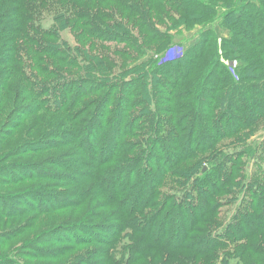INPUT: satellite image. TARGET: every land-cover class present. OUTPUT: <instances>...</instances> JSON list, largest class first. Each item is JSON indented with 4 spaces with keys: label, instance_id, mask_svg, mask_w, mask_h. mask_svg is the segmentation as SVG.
Listing matches in <instances>:
<instances>
[{
    "label": "trees",
    "instance_id": "1",
    "mask_svg": "<svg viewBox=\"0 0 264 264\" xmlns=\"http://www.w3.org/2000/svg\"><path fill=\"white\" fill-rule=\"evenodd\" d=\"M110 1L118 2L128 10L132 18L141 21L142 29L148 39H157L158 41L170 39L165 34L155 32L149 24L147 14L132 7V2L129 1L41 0L40 4L35 7L26 0H11L10 5L5 6L0 12V36L4 38V44L1 46L3 49H0V67L9 69L12 66L11 68L15 73L26 83L31 97H34L44 111L63 113L68 118L69 124L72 123V130L70 131L75 132V135H79L80 142L77 145L81 149V153L84 152L87 158L92 159V155H87L88 152H92L96 158V153L99 150L101 151L99 154L100 159L95 161L96 165L89 162L94 164V167L98 165L97 163L103 162L114 151L116 153L122 151L123 154L128 155L122 161V167H120L121 164L117 167L118 170L122 169V172L111 175L117 181L115 186L107 188L105 184L108 183L104 181L107 171L101 170V168L93 176L90 175V179L93 178L91 182L87 172L85 174L79 173L78 178L72 179L68 183L79 184L82 188L85 185L94 183L91 184V186L94 185L92 189L86 188L81 194L69 192L66 196L39 191L33 196V198H39L40 205L38 206L43 207L42 211L48 213L67 209L74 203L83 202L81 200L88 196L101 197L105 205L116 206L117 212L111 221L119 224L112 227V240L109 239L107 244L102 247L100 255L95 252L93 256L98 260L104 256L114 260L115 255L118 253L115 249L116 239L121 238V233L125 227L132 229L131 235L135 239H130L134 244L137 241L139 243L148 242L151 243L149 248H155L158 247L157 244H160L158 238L164 226L168 227L167 233L170 235L173 231L190 229L198 222V219H202L199 223L203 222L202 224L209 225L206 219L207 216L204 218L206 212L203 194L198 195L196 198L200 205L195 208V211L184 212L180 208L176 210L174 213H180V216L179 218L177 216L173 217L171 226L167 225L169 222L148 225L149 222L146 218L134 222L128 219L123 223L121 218L122 215L131 218V215L135 214L134 210L141 199L145 204L148 189L151 192L153 190L152 185L157 181L163 183L166 179L172 177L183 178L184 175L191 173L192 169L199 167L200 163H207V172L198 178V183L201 185L198 188L199 193L204 192L203 189L205 188L210 189L216 185H220L225 189L227 187L229 189H242L246 186L250 196V202L247 203L243 214H238L235 217L234 223L228 227V231L223 232L222 238L225 236L230 244H238L247 238L259 237V232L264 231V168L257 164L253 173L254 176L248 178L246 172L243 171L246 164L242 160L257 157L259 161L264 162V157H262L264 155V142L260 145L256 143L245 144L247 139L255 133L254 128L264 122V0H256L257 5L246 2V0H238L237 5L232 4L223 11L220 8L215 9L201 0H167L164 3L169 8L175 9L178 13H191L192 16H195L193 17L194 21L191 20L192 22H197V20L200 22V19H210L211 22L214 17L215 21L219 19L218 25L220 27L218 28L227 30L228 38L224 39L222 37L219 39L217 32L213 30L203 31L197 44H194L187 52L174 59L171 64L157 67L156 62L153 61L148 64L144 63V66H150L149 70L144 68L141 75L132 74L130 81L112 78L111 74H107L109 69L106 70L105 65L98 60L96 61L99 64V69L91 70L85 66L84 71H88L86 74L92 80L91 83L104 89V95L95 104L91 116L84 122H78L75 113H73L75 105L69 104L71 102L66 98V101H64V98L63 101H60L62 103L52 101L47 105L38 97V92L35 87L33 88L30 77L25 75L19 67V55L23 54L22 49L27 47L32 55L37 56L41 53H48L51 54V58L57 60L58 53L56 49L51 50V47L55 44L42 42L36 44L33 35H42L45 38L53 39L57 32L69 30V28L73 29L71 25L74 23H77L76 27L79 25V30L91 40H94L92 31L97 32L108 28V31H106V33H109L106 35L107 39L120 42L127 48L138 49L137 41L123 29V24H117V26L103 25L100 22L101 20L96 17L97 11L86 8L94 4H106ZM155 1L159 2L160 0ZM172 1H176L181 6L175 8L176 3ZM162 3L160 2L161 6ZM161 6H159V9L156 8V12L164 13V6ZM48 8L53 12V24L46 32L40 30L41 27L37 23L40 22L39 18L41 16L39 10ZM94 12L97 14H94ZM169 17L171 18V14ZM117 32L127 34L128 37L127 35L118 36ZM4 36L8 37L5 38ZM85 36H79L80 40ZM103 40L101 39L102 43L106 42V40ZM208 42L212 45L211 56H207L202 61L201 54L204 53V47ZM170 44L171 40L167 42L166 48ZM197 49L200 52H196ZM114 51V53L122 54L124 49ZM222 58L228 63L237 62L236 65L239 64L234 70L236 77L229 73ZM91 59L94 60V57ZM249 60L250 62H248ZM144 66L142 65L139 68ZM123 73L124 71L121 72V75ZM158 76L160 79H155ZM169 76L172 79L171 89L175 90L177 87H182L179 90V95L176 94L175 98L187 100L184 105L171 103L170 106H167L168 99L160 89H163L161 84L168 86L170 80H167V77L170 78ZM101 78L103 81L101 80L99 84L96 83ZM149 85L150 89H148ZM77 88L79 89L80 85ZM93 89H96V87ZM12 100L17 101L16 98ZM49 137L52 138L51 134H49ZM128 137L134 139V141L126 140ZM44 140L45 138L42 137L34 142L28 141L26 146L30 148V151L26 154L30 156L39 155L38 149L40 148L31 145L41 143ZM226 140L236 146L234 153L229 155L218 152L221 148L219 144ZM130 148L132 149V155L128 151ZM18 152L21 151L16 149L14 153ZM258 152L259 155H257ZM214 153H217L218 157L213 155ZM21 154H13L12 156H20ZM138 156L142 158L138 161V164H143L142 166L146 168L141 169L147 172L149 168L153 172L152 177L148 178L149 186L147 188L141 180V177L144 176L142 172L141 175L140 173L134 175L130 173L133 168V157ZM190 158L195 160L191 168L177 169L179 162ZM74 161L80 164L76 159L72 160L71 164ZM82 164L86 167V162H82ZM46 165V163L17 164L16 166L19 167L17 174L23 179L27 178L29 175L24 169H29L32 172H29V174L34 177L35 175L38 178L45 176L42 175L44 170H47L46 175L55 176V173L44 167ZM24 166L27 168H24ZM3 174L6 175V172L0 171V177ZM51 179L54 180L50 181L59 182L56 178ZM248 179V184H244ZM88 182L90 183L87 184ZM253 189L260 190L258 195L251 192ZM23 193L18 194L15 199L22 198ZM33 198L26 197L25 200ZM12 200L13 198L5 197L4 199L0 196V218H12L8 208V204H10V208L11 206L16 207L15 202ZM129 204H131L130 209ZM133 207L134 210H132ZM14 212L17 213L18 211ZM183 219H189V223H183ZM175 220L178 224L173 225L172 223ZM13 233L18 232L13 230L4 235L12 238ZM4 235L0 237V241L4 239ZM73 239L69 243H80L82 240L81 235L77 236L75 234ZM34 241L29 242L27 246L24 244L25 251L29 249V253L34 254L33 251H38L35 247L40 248L45 242L42 238H37ZM195 241H193V247H196V249L192 252L197 255H203L205 249H212L215 245L218 247L217 242L211 239L205 238L202 242L200 241L201 244L195 243ZM261 241L264 242V234L261 235ZM69 243H65V245L68 246ZM81 244L83 243L81 242L79 245ZM261 245L262 243L257 244L255 247L248 245L247 249L249 251L253 249V253L261 254ZM17 253L20 252L16 249L0 256V264H28L18 259ZM194 257L191 264H198V262L196 263L197 259ZM226 261L229 264L230 260L228 258H226Z\"/></svg>",
    "mask_w": 264,
    "mask_h": 264
},
{
    "label": "rangeland",
    "instance_id": "2",
    "mask_svg": "<svg viewBox=\"0 0 264 264\" xmlns=\"http://www.w3.org/2000/svg\"><path fill=\"white\" fill-rule=\"evenodd\" d=\"M10 1L0 0V12L5 6L10 5ZM26 1H29L35 7L41 2V0ZM122 1L132 2V7L147 14V19L150 22L148 23L155 32L165 34L170 39L165 40L166 42L148 39L142 29L141 21L132 18L128 10L118 2L110 1L106 4H94L86 8L96 10L98 14L95 13L96 11L94 14H97V19L101 20L100 22L103 25L117 26V24H123V29L137 41L138 49L127 48L120 42L107 39L106 35L109 33H106V31H108V28L97 32L92 31L94 40H91L79 30V25L76 27L77 23H74L71 25L73 29L69 28V30L57 32L53 39L45 38L42 35H33L36 44L40 42L55 44L51 47V50L56 49L58 53L57 60L51 58V54L48 53H41L37 56L32 55L27 47H24L22 49L23 54L19 55V67L25 75L30 77L33 88L35 87L38 92V97L47 105L52 101L62 103L60 101H63V98L64 101L67 99L71 102L67 103L75 105L73 113H75L78 122H84L91 116L95 104L104 95V89L91 83L92 80L86 74L88 71H84L85 66L91 70L99 69V64L96 61L98 60L105 65L106 70L109 69L107 74H111L112 78L130 81L132 74L141 75L144 68L149 70L150 66H144V63L148 64L153 61L156 62L157 67L171 64L174 59L187 52L194 44H197L203 31H216L219 39L222 37L227 39L229 36L227 30L218 28L220 27L218 25L219 19L215 21L214 17L212 18L214 21L211 22L210 19H200V22L198 20L192 22L191 20L195 16H192L191 13H178L175 9L169 8L164 3L167 0H160L159 2L155 0ZM201 1L215 9L220 8L221 11L227 9V7L229 8L232 4H238V0ZM160 2H163L164 13L156 12V8L159 9V6H161ZM172 2L176 3L175 8L181 6L176 1ZM246 2L257 5L256 0H246ZM39 13H41L40 22L37 24L40 25V30L48 32L53 24V12L48 8L40 9ZM170 14L171 18L169 17ZM117 33L118 36L127 35L121 32L120 34ZM79 36L85 37L80 40ZM4 37L7 38L8 36ZM100 38L106 40V42L102 43ZM170 40L171 44L166 48L167 42ZM22 43L24 44V42ZM3 44L4 38L0 36V49H3L1 48ZM211 46L210 42L206 43L204 53L201 54L202 61L207 56H211ZM123 49L122 54L114 53V50L122 51ZM196 52H200V50L197 49ZM92 57H94V60L91 59ZM224 61L223 63L227 66L229 73L236 77L234 70L239 64ZM142 65L144 67L139 68ZM11 67L9 69L0 67V171L6 172V175L3 174L0 177V196L4 199L5 197L13 198L12 201L15 202L16 207L11 206L10 208V204H8L12 218H0V237L13 230L18 233H13L12 238L4 235V239L0 241V256L17 249L20 252L17 253V258L28 264H191L194 256L198 264H227L226 258L230 260L229 264H264V242L261 241V235L264 234L263 230L259 232V237L247 238L238 244H230L225 236L222 238L223 232L229 230L228 227L234 223L235 217L238 214H243L247 203L250 202V196L246 186L242 189H229L228 187L225 189L220 185L207 189L203 186L205 188H202L204 192L199 193L198 188L201 185L198 183V178L207 172V163H200L199 167L192 169L193 171L184 175L183 178L172 177L166 179L163 183L157 181L152 185L153 190L151 192H149V189L146 190L148 197L145 204L141 199L136 209L133 207L132 210L135 209V214L131 215V218L124 215L121 218L123 223L128 219L134 222L146 218L149 222L148 225L169 222L167 225L171 226L173 217L177 216L179 218L180 216V213L174 212L179 208L184 212L195 211V208L200 205L196 198L198 195L203 194L206 212L204 218L207 216L206 219L209 225L206 226L202 224L203 222L199 223L202 219H198V222L190 229L173 231L172 236V233L168 235V227L164 226L158 238L160 244H157L158 247L155 248H149L151 243L148 242L139 243L137 241L134 244L130 239H135L131 235L132 229L125 227L121 233V238L116 239L115 249L119 255L117 253L114 260L106 258V256L100 258V260L93 257L95 252L100 255L102 247L107 244L109 239L112 240V227L119 224L111 221L117 212L116 206L105 205L101 197L88 196L81 200L83 202L74 203L67 209L45 213L42 211L44 208L38 206L40 205L39 198H33V196L39 191L61 196H66L69 192L81 194L86 188L92 189L94 185L91 186V184L94 183H90L91 179L93 180V178L90 179V175L93 176L99 168L107 171L104 180L105 183H108L105 184L107 188L115 186L117 181L111 175L122 172V169L118 170L117 167L128 155L123 154L122 151L119 153L114 151L103 162L97 163L98 165L94 167V164L96 165L95 161L100 159L99 154L101 151L99 150L96 153V158L92 152H88L87 155H92V159L87 158L84 152L81 153V149L77 145L80 142V137L75 135V132L70 131L72 130V123L69 124L68 118L63 113L44 111L34 97H31L26 83ZM122 71H124L123 75H121ZM155 79H160V77H155ZM101 80L103 81L102 78L98 79L96 83L99 84ZM167 80H170L168 86L161 84L163 89H160L168 99L167 106H170L171 103L179 105L187 103V100L175 98L176 94L179 95V90L182 87L173 90L171 89V77H167ZM79 85L80 88L78 89ZM94 87L96 89H93ZM148 89H150V85ZM14 98L17 101L12 100ZM254 131L255 133L247 139L246 145L251 143L263 144L264 122L256 126ZM49 134L52 138L49 137ZM42 137L45 138L44 141L31 145L40 148H37L39 155H27L26 152H29L30 148L26 146V143L28 141L34 142ZM126 140L134 141L129 137ZM219 145H221V148L218 152L222 154L229 155L236 150V146L231 144L229 140L223 141ZM16 149L21 151L20 156H12L13 154H20L19 152L14 153ZM128 151L130 155L133 154L131 148ZM259 152L257 155L260 154ZM213 155L217 156V153ZM74 159L78 160L80 164L75 161L71 164ZM133 159V168L130 173L132 175L140 173L141 175L142 172L144 176L141 177V180L147 188L149 186L148 178L152 177L153 172L149 168L147 172L141 169L146 168L142 166L143 164H138V161L142 159L140 156L133 157ZM82 162H86V167ZM194 162L193 158L179 162L177 169L191 168ZM242 162L246 164L243 171L246 172L248 178L254 176L253 173L257 164L264 168V162L259 161L257 157L243 159ZM30 163H46L47 165L44 167L55 173V176L46 175L47 170H44L42 175L45 176L38 178L34 174L36 179L29 174V169H24L28 173L27 178L29 179L19 177L17 174L19 167L16 165ZM24 168L27 167L24 166ZM91 171L93 172L91 173ZM86 172L89 174L90 182L87 183H90L89 185L82 188L79 184L68 183L72 179L78 178L79 173L85 174ZM51 178H56L59 182L50 181L54 180ZM248 182L249 179L244 184H248ZM22 192H24L22 198L15 199ZM251 192L258 195L260 190L253 189ZM47 194L45 195L47 196ZM26 197H32L33 199L25 200ZM128 206L130 209L131 204ZM14 211L18 212L15 213ZM183 220V223H189V219ZM172 224L176 225L178 223L175 220ZM170 228L172 229V227ZM73 233L77 236L81 235L83 244L79 245L81 242L69 243V241L74 240ZM37 238H42L45 242L40 248L35 247L38 250L33 251L35 255L29 253V249L25 251L24 246H27L29 242L32 243ZM205 238L217 242L218 247L215 245L212 249H205L203 255L193 253L192 251L196 249V247H193V241L200 240L202 242ZM57 240H60L61 243ZM142 241L144 240L142 239ZM200 241H195V243H200ZM65 243H69L68 246ZM261 243V254H255L253 249L250 251L247 249L248 245L255 247Z\"/></svg>",
    "mask_w": 264,
    "mask_h": 264
}]
</instances>
